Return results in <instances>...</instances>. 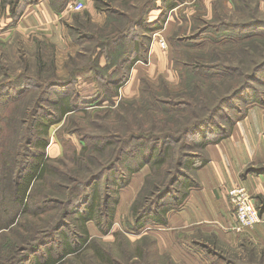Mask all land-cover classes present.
Masks as SVG:
<instances>
[{
	"label": "trees",
	"instance_id": "1",
	"mask_svg": "<svg viewBox=\"0 0 264 264\" xmlns=\"http://www.w3.org/2000/svg\"><path fill=\"white\" fill-rule=\"evenodd\" d=\"M93 1L99 12L108 15L107 25L100 27L94 24L91 14L86 11L84 17L81 14L74 16L76 25H71L70 29L79 40L94 43L90 47L84 46V51L77 55L88 58V67L95 72L96 82L102 88L94 91L90 98L60 91L47 94L50 87L59 86L63 81L70 84L73 78L61 79L56 73L54 60L50 59L48 64L41 52L37 56V75L41 78L45 74L42 78L46 82L36 85H45L39 97L29 102V99L20 98L26 89L19 91L20 94L9 90L25 82L28 77L26 72L8 81L0 80V109L3 105H10L9 101L15 97L19 98L6 118L8 128L18 126L22 129L21 137L14 132L20 139H15L16 150L13 153L6 155L13 144L6 146L3 140L0 144V147L8 149L0 162V264H31L28 263L31 258L41 251L47 255L46 258L41 262V256H35L33 264H65L69 254L77 255L90 248L93 249V257L100 263L133 264L129 261L121 263L98 244L90 234L88 223L93 222L102 234H109L115 224L120 191L128 186L135 173L148 167L145 181L131 205L133 223H129L128 230L139 234L151 225H166L168 213L179 208L190 189L199 185L194 173L210 160L207 146L221 142L232 133L233 128L216 140L210 139L215 133L213 121L223 114L226 107H234L232 102L235 99L242 100L246 94L255 92V83L264 85V80H260V75L264 73V59L248 73L243 65L234 66L216 54L215 61L210 64L188 66L191 71L209 78L239 76L230 92L220 96L213 105L204 99L198 106L197 96L175 100L156 94H141L143 108L137 100L125 98L116 106L114 98L119 96V89L130 78L132 67L138 61L146 62L148 59L151 39L145 33L162 29L167 21V14L162 13L149 22L150 11L158 1L163 2L166 11L173 10L176 0ZM27 2L2 0L3 9L10 7L12 24L18 22ZM51 4L56 10L64 9L59 0H52ZM251 11V20L232 24L219 19L216 13L219 23L208 24L203 32L223 30L225 34L218 37V41L233 40L243 47L249 37L264 34L254 33L259 31L257 29H264V20L254 14L253 8ZM83 19L88 26L81 21ZM139 29L144 33L139 34ZM230 31L237 34H228ZM101 57L106 59L105 66L99 63ZM5 66L0 60L4 78L7 76ZM112 68H115L113 72H108ZM195 88L198 94H204L199 84ZM141 90L145 92V88ZM5 98L8 102L2 104ZM106 100L109 106L103 111L114 112L121 119L120 123L116 125L117 121L113 120V126H105L101 134H91L77 123L75 117L78 113H82V118L97 117L101 111L93 112L89 107L100 106V102ZM146 100L150 103L145 110ZM257 100L260 98H253L252 102ZM44 105L52 107L53 111L47 110ZM134 105L139 112L142 109L143 112L140 114L132 110L131 113L130 106ZM244 116L245 113L240 119ZM63 120L74 128L72 133L80 137L83 145L80 150L65 149L60 159L51 158L46 154L50 129ZM57 136L60 138L58 133ZM60 141L65 147L66 141ZM56 162L66 169L57 167ZM68 162L73 166H69ZM258 209L262 215V208L258 206ZM3 214L7 215L6 220H2ZM13 224L15 226L10 228ZM8 228L10 234L2 231ZM115 233L122 236L120 231ZM152 241L157 250V241ZM53 242L56 246L50 247ZM142 244H134L135 250H138L136 259L146 256ZM47 247L48 250H43Z\"/></svg>",
	"mask_w": 264,
	"mask_h": 264
},
{
	"label": "rangeland",
	"instance_id": "2",
	"mask_svg": "<svg viewBox=\"0 0 264 264\" xmlns=\"http://www.w3.org/2000/svg\"><path fill=\"white\" fill-rule=\"evenodd\" d=\"M117 4H119V2H117ZM175 4V9L166 11L163 2L158 1L154 10L152 9L148 15L149 22H152L154 16L159 17L162 13L167 14V21L164 27L152 33L146 32L145 34L146 36H150L151 42L149 43L147 39H145V42L150 44L149 51L151 45H153L154 42H157L162 52L167 51V54H173V70L172 76L169 75L168 77L165 73H161L155 82L150 81L146 76L140 78L138 96L125 99H132L131 101H133V99L137 100V104L142 105V108L144 106L140 102L141 94H156L161 98H172L175 100L182 98L193 99L197 96L198 106H200L204 99H208L209 105H213L220 96L227 95L230 92L232 85L234 82L238 81L237 77L239 76L224 75L223 77L218 76L209 78L200 73L191 71L192 68H188L189 65L210 64L215 61V56L217 54L219 57L223 58L225 62L234 66L243 65L245 71H248L249 73L259 61L264 59V34L261 36L253 35L249 37L248 41H244L242 47L241 44L234 42L233 40L218 41V37L225 34V31L223 30L215 31L212 29V31H210L209 29L208 31L203 32V28L208 24L219 23L217 21L218 18L216 13L219 14V19L222 18L226 23L232 24L239 21L251 20L253 15L251 8H253L254 14L264 20V0H176ZM238 8L239 10L237 11ZM86 11V8L82 11H72L73 19L71 25H76V21L74 20L76 14H81L82 17H84L83 15ZM102 13L106 14V12L103 11ZM105 16L106 19L104 24H98L96 22H94V24L100 27H104L105 24L107 25L108 15L106 14ZM157 18H155V20ZM81 21L85 22L88 26L85 19ZM199 29L201 30L198 32ZM257 30L259 31L254 33H264V29ZM138 32L139 34H143L144 30L139 29ZM158 32L161 35L160 39H163L167 43V48L162 47L159 38L155 39ZM68 33L71 37L72 43L66 44L64 42L63 45L39 42L37 39L32 38V36L28 37L19 33L10 35L9 37L0 35V60L7 68L6 78L2 75L3 71H0V80L5 79L8 81V79H12L14 76L26 72L28 77H26L25 82L18 83L19 85L13 86V88L9 90L11 92L17 91L15 94H20L19 91L26 89L25 93H22L24 95L20 98L23 100L29 99V102L33 101L32 99L39 97L43 94L45 85H43V87H36V85H41L40 83L46 82V79L42 78L43 76H46L45 74H42L43 76H41V78L37 75V56L41 52L42 56L45 58L44 61L48 64L51 61L50 59L54 60L56 73L61 79L67 80L73 78V81L70 84L63 81L59 86L50 87L47 94H55L54 91H60L64 94H80L81 98H90L94 91L102 88V85L96 82L95 72L88 67V58L78 56L77 54L84 51V46L90 47L94 43L88 40H79L77 36L71 33L70 26L68 28ZM99 34V36H101L100 32ZM196 34H199L198 37H195ZM228 34L236 35L237 32L230 31ZM68 48L70 51H68ZM148 55L149 52L147 58ZM100 65L103 66L101 63ZM114 69L115 68H112L108 72H113ZM260 80H264V73L260 75ZM128 81H126L123 86H125ZM144 81L147 82V84H145ZM196 84H199L203 88L204 94H198V91L195 88ZM123 86H121V88ZM255 86V92H250L248 94L245 93V98L242 100L235 99L232 102L234 107H230L229 105V107H226L227 109L223 111V114L213 121L212 127L214 128L215 133L211 134L210 139L216 140V138L224 135L231 128H234L237 123L245 120L246 117H248L246 122H251L252 125L256 124V126L262 128V135L264 138V85L255 83ZM121 88L119 89V96L114 98L116 106L117 103L124 98V94L120 93ZM143 88H145V92H142L141 89ZM255 97L260 98V100L252 102ZM18 99V97H15V99L9 101L10 105H3L0 109V128L2 130L0 133V144L2 140L6 146L8 144H13L12 149H9L10 151L6 155H9L16 150L14 148V141L15 139L16 141L17 139H20L16 138V134L18 137H21V127L16 126L14 128L13 126L9 130L8 123L6 122V118L10 114L14 104L19 101ZM6 102H8V99L5 98L3 99L2 104ZM149 103L150 102L146 100L145 110ZM100 104V106L95 105L89 107V110L93 112L101 111L97 117L82 118L80 116L82 113H78L77 117H75L77 123L86 128L91 134H101L102 129L105 126H113V120L117 121L115 123L116 125H118L121 120L119 117H116L114 112L108 113L103 111L109 106L107 100L104 102L101 101ZM135 105L130 106L131 113H133L132 110H137L138 113L141 114L143 109L139 112V108L137 109ZM44 106L47 110H50L51 112L53 111L52 107L48 105ZM252 109L254 110L250 113V110ZM244 113L245 116L240 119ZM233 122L235 124H233ZM72 130H74V128L67 125L65 120L61 123L52 125L49 135L50 143L46 150V154L49 157L60 159L63 156L65 149H81L83 143L76 133H72ZM57 133L60 138H58ZM62 139L66 141L65 147L60 141ZM56 148L60 150L58 155H55L54 150H56ZM194 149L196 148L194 147ZM5 150L8 149L0 147V162L3 159L2 157ZM68 163L69 166H73L72 163ZM55 165L59 168L66 169L58 162H56ZM141 171L148 173L149 168L145 167ZM249 174L253 177H259L258 175L260 174L264 175V160L248 164L241 172V176L243 177L248 176ZM249 192L256 198L259 208H262V212L264 213V195L256 194L252 191ZM132 203L129 205L130 208L129 213H127L128 215H123L124 218L122 217L121 225H116L115 228L113 227L115 230L112 229L107 235L102 234L99 230L96 234H93L90 231L91 236L97 240L96 242L104 249L108 250V252H111L113 257L121 263L129 261L133 264H264V221H260V223H258L259 225L257 224L252 229L241 231L237 230L236 227L224 228L223 231L226 233L222 232L223 234H220L217 231L208 234L200 230L199 233H196L194 236L195 244L191 243V245L194 250L201 249L200 252L202 255L201 258L199 256L192 261L182 258L181 255L173 257L169 253H160L158 246L157 250L155 249L152 239L156 240V238L151 234V230L157 225H151L139 234L130 233L128 226L129 223H133L130 211ZM126 204H128V202ZM1 218L2 220H6L7 215L3 214L1 215ZM13 226H15V224L10 226V228ZM10 228L2 231H6L10 234ZM115 231L122 232V236L116 235ZM229 231H231L233 235H230ZM8 240L9 237L5 241L6 244ZM140 242L143 243L142 246L146 252V256L141 259L137 257L136 259L135 255L138 250H135L134 244L138 243L140 245ZM51 246L56 245L53 242L50 243V247ZM43 250H48V247ZM35 256H41V262H43L47 255H44V251H41ZM35 256L32 257L31 261L28 263L31 262V264H33ZM66 259L67 262L65 264H110L100 263L96 260L93 257V249L91 248L85 249L82 253L77 255L69 254Z\"/></svg>",
	"mask_w": 264,
	"mask_h": 264
},
{
	"label": "crops",
	"instance_id": "3",
	"mask_svg": "<svg viewBox=\"0 0 264 264\" xmlns=\"http://www.w3.org/2000/svg\"><path fill=\"white\" fill-rule=\"evenodd\" d=\"M1 2L2 0H0L1 36L9 37L19 33L32 36L39 42L55 45L72 43L68 28L73 19L70 6L74 3H84L93 22L104 24L106 19V14L95 8L93 0H59V4H64V9L60 10L52 7V0H28L18 22L12 24L10 7L3 9ZM157 17L154 16L153 21ZM160 49L159 44L154 42L150 47L147 62L138 61L132 67L128 83L120 90L124 98L138 96L142 76L154 82L161 73H165L168 77L172 76L173 54H167V51L162 52ZM100 63L106 65L104 57H101ZM253 110H250V113ZM247 119L248 117L237 123L228 138L207 146L210 160L194 173L199 185L190 189L189 195L179 208L168 213L166 225H157L151 230L160 253H169L173 257L181 255L182 258L192 261L196 257L201 258V249L194 250L191 245L195 242L196 233L202 230L208 234L214 231L223 234L226 233L223 231L224 228L237 227L228 190L234 186H244L253 193L264 195V175L241 176V172L248 164L264 160L262 128L246 122ZM54 151L55 155L60 153L58 148ZM146 174L147 172L142 171L135 173L128 186L120 191L114 228L116 225H121L123 215L129 213V205L142 186ZM262 221H264V213L261 215ZM88 228L93 234L98 231L93 222L88 223ZM229 232L233 235L231 231Z\"/></svg>",
	"mask_w": 264,
	"mask_h": 264
},
{
	"label": "built area",
	"instance_id": "4",
	"mask_svg": "<svg viewBox=\"0 0 264 264\" xmlns=\"http://www.w3.org/2000/svg\"><path fill=\"white\" fill-rule=\"evenodd\" d=\"M72 11H82L85 5L82 2H76L70 6ZM161 35L158 32L155 36L160 39ZM163 48H167V43L160 39ZM228 195L232 205V209L237 221L236 229L246 230L254 228L261 221L257 200L252 196L248 189L244 186H234L228 190Z\"/></svg>",
	"mask_w": 264,
	"mask_h": 264
}]
</instances>
